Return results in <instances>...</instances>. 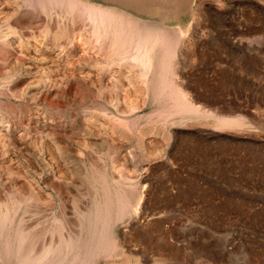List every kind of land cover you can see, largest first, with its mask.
<instances>
[{"label":"rangeland","instance_id":"374dc122","mask_svg":"<svg viewBox=\"0 0 264 264\" xmlns=\"http://www.w3.org/2000/svg\"><path fill=\"white\" fill-rule=\"evenodd\" d=\"M15 1H20L18 6L23 5L19 12L13 11V6L17 8V4L13 5ZM17 1L11 0V9L4 0L0 5L5 4V9L0 8L4 15L8 13H3L6 9L13 11H9V15L15 16L9 18L12 38L17 34L15 38L19 36L22 41L17 40L20 45L16 44L20 50L11 45L13 52L0 44L3 46L0 47V76L4 73L2 62L8 59L6 54L11 53L14 60L17 48L22 54H17L20 62L30 66L24 64L26 68L23 70V66L10 79L9 86L4 85L7 82L3 83L5 88L0 86V90L3 88L0 113L13 129H26L32 143L19 142L13 135H7L16 161L12 164L11 198L18 200L20 194V198L30 194L26 182L17 176L19 172L38 180L42 189L57 199L58 214L64 215L65 209L74 212L70 214V221L78 234L77 211L91 205L106 186L114 193L129 182L133 189L128 187V192L132 191V196H128L129 203L126 201L127 213L111 223L110 248L90 258L87 264H264V0H90L172 28L174 40L171 41H178L171 58L172 64L175 62L174 81L181 85L186 98L198 108L197 112L170 108L171 97L165 93L155 101L150 95L143 103L144 96L133 81L134 72L129 71V64L109 66L108 56H79L78 46L85 41L89 43L86 37L89 25L84 22L87 28L80 21L83 25L75 26L79 22L76 21L70 26L66 14L61 12L62 4V10L57 12L60 7L52 5L51 0L47 2L52 8L48 4L47 10L43 7L45 11L38 4L40 1ZM54 7L56 11L52 10ZM60 15L66 21L61 22ZM56 18L62 19L59 23L63 24L62 29ZM77 27L83 29L78 32L83 42L77 39ZM59 28L66 32L62 39L57 38L62 33L59 30L60 35L57 34ZM47 30L58 36L54 33L56 38H52ZM72 34L77 37L75 40ZM55 40H61L63 45ZM93 43L81 49L88 53L92 47V50L98 49L99 44L94 48ZM35 46H40L38 50L44 48L43 53H38ZM56 51L64 53L61 56ZM52 57L57 61L52 62ZM55 57L63 58L62 62L72 59L71 64L66 59L63 65ZM44 67L50 71L40 73ZM107 67L112 78L107 77L110 76ZM102 70L107 71L105 75ZM49 79L57 82L61 91ZM48 83L57 86L51 89ZM55 88L62 93L60 96L54 94ZM14 90L18 91L17 95ZM111 99L116 100L117 109L109 106ZM45 104L51 111L57 109L59 115L55 111L51 117L44 115ZM132 105H136L133 112ZM16 106L23 108L22 112L28 111L31 119L17 120L20 109ZM222 119L240 120L222 124ZM89 120L91 123L85 129L84 123ZM37 144L44 152L43 159L35 152ZM56 174L62 178L59 180ZM22 206H26L25 215L39 208L43 218L38 226L51 227L52 218L44 209L46 205L33 208L30 204L27 208L23 203ZM47 237L50 238V233L43 240L47 241Z\"/></svg>","mask_w":264,"mask_h":264},{"label":"bare ground","instance_id":"6f19581e","mask_svg":"<svg viewBox=\"0 0 264 264\" xmlns=\"http://www.w3.org/2000/svg\"><path fill=\"white\" fill-rule=\"evenodd\" d=\"M1 1H3V0H0V5H1ZM5 1H7V0H4V2ZM22 1H25V0H22ZM27 1H29V0H27ZM38 1H40V3H38ZM47 1H50V0H37V3L42 6L41 9L44 10V8H46V10H47L48 9V7H47L48 4H50L49 8H52L51 7V3L50 2L48 3ZM51 1H54L52 5H54V3H55L56 5H59V7L61 6V4L64 6V10L61 11V12L62 13L64 12L66 14V17L70 21L69 25H70V23H72V22L75 23L76 21L77 22L79 21L77 23V25L72 23L75 26L81 25V24H79L80 21H82L83 24H84V22L88 23V24L87 23L86 24L89 25V29H88L89 31L88 30L86 31L84 29V31H86V33L89 32V35L86 34V37H88L87 41L89 42V43H86V41H85V43L87 45L89 44V46H90L91 41L95 42V43L92 44L94 46V48H95V46H97L99 44L98 49H94L95 51L92 50L93 47L90 49L89 53H88L87 50H86L87 52L85 50H83L84 48L87 47V45H85L86 46L85 47L84 46L85 43L83 42V40H81V41L79 40V37H80L81 33L80 34L78 33L80 31V29L81 30H83V29H82V27L81 28L77 27V28H79V29H76V30H78L77 31L78 34L76 33V30H75V34L78 35V38L75 36V34H72L74 36L72 38H73V40H75L74 38H77L80 42H83L82 43L83 45H81L80 42H78V40L76 39V41L81 45V47L78 46L77 49L75 48L76 50H78L79 56H81V57L82 56L83 57H89V58L92 57L91 55H98L99 57H102L104 55V57H106V58L108 56L109 59H107V60H108L109 66L110 65L113 66L114 64H119V65H122V64L124 65L125 63L129 64V67L131 66L129 71H131V69H132L133 72H134L132 77H134L133 79H135V80H133V79L132 80L136 81V83H137L136 85L140 88L139 91H142V93L141 92H139V93H141V95L143 94V96H144L143 103L147 102L149 100V96L150 95H151V97L153 99L152 101H155V100H157V96L158 97H159V95L163 96L162 94L165 93V94H167V95H169L171 97L170 100H171L172 104H171L170 108L171 107L179 108V111L183 110V111H188V112L189 111L197 112L198 108L189 99L186 98V95H185L186 93L184 92V90L181 87V85H178L177 82L175 83V81H174V78H175L174 74L176 73V71L174 72L173 64L175 62L173 60L174 63L172 64L171 58L175 54L174 53L175 52V46H176V42H178V41L176 40L175 43H172V41H171V39L174 40V38H172V36H174L172 34V32H171V31H173L172 28L170 29V27H167L165 25H159L156 22L151 21V20L138 19L137 17L133 16L132 14L128 13L127 11H125L123 9H118L117 7H114V6L103 5V4H100V3L92 2L90 0H51ZM10 2H11V0H9V1L5 2V3L6 4L8 3L7 5H9ZM18 3H16V1H15L13 3V5L17 4L16 5L17 8H19V7L23 8V5L21 4L22 6H18ZM34 4L37 5L36 1H34ZM4 5L2 4V6L0 8H2V7L4 8ZM11 5L12 4H10V6H7V8L9 7V9H11L10 7L13 6V5L12 6ZM39 5H37V7L40 8ZM56 5H54V6L56 7ZM13 7H14V10L12 9L13 11H15V9H16L17 12L20 11V8L17 9L15 6H13ZM55 7H54V9H52L53 11H56L57 8L55 9ZM61 7L57 10V12L62 10ZM1 11H0V44L3 43L2 45L3 46L5 45L6 48H5V46L3 47L2 45H0V47H3L5 49H9V51H10L11 49L14 48V47L12 48V46L15 45V46H17L19 48V50L22 49L21 47H19V45H20L19 43L22 42V41H20L21 38L19 39V36H18V39H16L17 38V36H16L17 34L14 35V38L16 37L15 38L16 40L14 38H12L13 37L12 36L13 32L11 31V27L9 25V20H10L9 18H10V16L12 17L13 14L12 15H9V14L11 12L13 13V11L9 10L10 11V13H9V11H7V9L4 10L3 13L4 12H6V13L8 12L7 14L5 13L6 15L2 14ZM44 11H43V13L45 14ZM48 11L50 12L51 10H48ZM17 12H15V13H17ZM49 12L48 13L46 12V14H49ZM57 12H55V14ZM61 12H60V14H61ZM53 14H50L49 16H51ZM7 15H9V16H7ZM57 15H58V13H57ZM13 17H15V16H13ZM59 17L62 18L61 15ZM60 18L59 19L56 18L57 19L56 20L57 24H59L61 22H64V20H65V16H63V18H62L63 21H61V22H60V20H62V19H60ZM56 21H55V23H56ZM86 24H84V26ZM60 25L61 24H59L58 26L62 29L63 24L61 25L62 27ZM52 27H53V25H52ZM67 27H69V26H67ZM74 27L72 29H75ZM44 28H45V26H44ZM60 28L58 29V31L60 30L62 32L61 35H60V31L57 32V34L59 33L60 36L56 35V33L54 31H51V33H53V34H51L50 31H48L49 29L47 31L50 33L52 38H53V36L55 37V35H56V37L58 36L57 37L58 39H59V37L62 39L61 36H63L64 33H66L65 30H64V28H66V25L63 28L64 32ZM87 28H88V26H87ZM44 30H46V29H44ZM44 30H40V31L43 32ZM68 30H70V29L68 28ZM47 31H45V32H47ZM56 31H57V29H56ZM84 31H82V33L85 34ZM15 33H17V32L14 31V34ZM54 33H55V35H54ZM27 34H28V32H27ZM68 34H70V33H68V31H67V35ZM84 34H82V35H84ZM46 35L47 34H45V36ZM67 35H65V36H67ZM177 35L178 34L176 33L175 37H178ZM42 36L44 37L43 34H42ZM32 37L34 38V36H32ZM67 37H69V35ZM86 37H84V38H86ZM23 38H24V36H23ZM36 38H38V37H36ZM36 38L33 39V40H36ZM81 38H83V36H81ZM54 39H53V41H54ZM17 40H19L20 42L17 41ZM50 40H52V39H50ZM59 41L61 42V40H59ZM63 41H65V45H67L66 44L67 43L66 40L63 39ZM38 42H39V40H38ZM55 42L58 43L57 40H55ZM40 43H42V42L40 41ZM61 43L63 45V42H61ZM70 43H71V41L68 42V46H69ZM74 43H75V41H74ZM16 44H19V45H16ZM34 44H35V42H34ZM44 44H46V43L44 42ZM94 44H96V45H94ZM21 45L23 47V44H21ZM46 45H45V47H47L49 49L50 47H48V46H50V45H48V46H46ZM53 45H56V47L59 46V44L57 46V44H55V43H53ZM39 47L37 48L35 46L33 48H36L38 50ZM56 47H54V48H56ZM66 47L64 49H66ZM18 48H17L18 53L16 51L17 54L20 53ZM81 48H83V49H81ZM89 48H88V50H89ZM43 49L40 48V50H38V53H43V51H44ZM64 49H62V50H64ZM70 49H71V47H70ZM14 50L15 49H13V51ZM41 50H43V51L41 52ZM76 50L74 52H76ZM13 51L11 50V52H13ZM92 51H94V52H92ZM59 52L60 51H56V54L57 53L59 54ZM61 53H64V52L63 51L60 52L59 55H61ZM78 53H76V54H78ZM17 54L15 55V57H14V54H13V57L15 58L14 60L12 59L11 55H10V57H11L12 60H10L9 57H7L8 54H6L5 57L8 58L9 60L7 59V61L6 60L3 61V59H2V61L4 62V64L2 62V65H4V69L2 71H4V73L1 74V76H0V86H2V87H4L3 86L4 82L8 83V84H4L5 86L6 85L9 86L10 79L13 78V76L15 74H17V72L23 66H24L23 70L26 68L25 65L27 63H24L25 65L23 63H21L22 61L20 62L21 59L18 58ZM100 55H102V56H100ZM21 56H22V54H21ZM40 56L42 57V55H40ZM52 56H54V54ZM41 57H40V59L42 60V58L44 56L42 58ZM57 58L55 57V59H57ZM58 59H60V57ZM62 59H60V61ZM66 59L68 60V58H66ZM50 60L51 61L53 60L54 62L57 61V60H54L53 57L50 58ZM65 60H64V62H65ZM71 60H68L69 63H70ZM38 61L42 62L40 60H38ZM68 61H66L67 64H68ZM64 62L61 61V63H63V65H66V63H64ZM96 62H98V61H96ZM0 63H1V61H0ZM58 63H60L59 60H58ZM36 64H38V63H36ZM46 64H48V63L46 62ZM46 64L44 63V65H46ZM49 64H51L50 61H49ZM54 64L58 66V64H56V63H54ZM70 64H68V65H70ZM2 65H1V67L3 68ZM97 65H99V64H97ZM27 66L29 67L30 65L27 64ZM40 66L43 67V65H40ZM51 66H53V64ZM57 66H55V67H57ZM36 67L38 68L37 65H36ZM46 67H44V70H40L41 71L40 73H42V71L44 72V71L49 70V69L46 70L45 69ZM61 67H65V66L61 65ZM108 67H107V69H108ZM50 68L52 69L53 67H50ZM99 68H101V67H99ZM39 69H41V68H39ZM52 70H51V72H52ZM62 70H61V72H63ZM2 71H1V73H2ZM104 71L102 70L101 73L104 72ZM109 71H110V69H108V72ZM106 72L107 71H105L104 75L106 74ZM50 73L49 74L47 73V75L49 76ZM111 73L112 72L107 73V74H110V76L108 75L107 77L113 76ZM113 73H114V70H113ZM27 74H29V72ZM53 74L54 73H52V77L55 79ZM102 75H101V77H102ZM52 77L50 76V78L53 80ZM125 78H127V77H125ZM47 79H48V77H47ZM49 80H48V82H49ZM52 80H50L52 84L53 83L57 84V82L52 81ZM115 82L118 83L117 80ZM47 85L50 86L49 83ZM51 86H52V88L56 87V86H53V85H51ZM51 86L49 88H51ZM59 86L60 85H58L56 88H58ZM86 87H89V85L86 86ZM56 88H55V90H56ZM46 89H47V87H46ZM1 90H0V92H1ZM14 91L16 92L17 90H14ZM57 91L58 90H56L55 91L56 93H54V94H56V96H60L62 93H58V92L61 91V90L59 89V91L58 92ZM15 92H14V94H15ZM17 92H16V95H17ZM20 93L21 92H19V96L22 95ZM8 94L9 95H13V94H10V93H8ZM19 96H18V98H19ZM53 97H55V96L53 95ZM18 98H16V99H18ZM50 98H52V97H50ZM31 99H30V101H32ZM105 102H107V100H105ZM48 103H49V101H48ZM141 103L142 102H140V104ZM47 104H45V105H47ZM48 105L44 106L42 108L43 112H45L44 115L47 114V115H49L51 117L52 115H54V114H52V112L54 113V111L56 112V116L59 115V114H57V112H58V111H56L57 109L54 110V111L53 110L51 111ZM20 106H22V105H20ZM98 106H97V108H98ZM109 106H111L114 109H117L116 108L117 107L116 106V100H112L111 103H109ZM135 107H136V105L135 106L132 105L131 112H133ZM167 108H169V107H167ZM19 109H20V107L18 108V110ZM102 109L103 108L100 107V110H102ZM107 109H108V107L105 106V111H104L105 115H107V113H108ZM22 110H23V108L19 110V114H18V117L16 119L17 120H20V119L23 120L24 118L27 117L28 120H30L31 119L30 113L28 111L26 112V110L24 112H22ZM176 110L178 111V109H176ZM109 114L110 113H108V115ZM105 115H103V116L105 117ZM111 115H113V114H111ZM111 115H110V118L112 117ZM50 117H49V119H50ZM135 118L137 119L138 117H135ZM33 119H34V116H33ZM131 119H132V117H131ZM239 120L240 119H238V120L222 119V120H220V122L222 124L223 123L227 124V123H231L232 121H233V123H235V122H237ZM90 123H91L90 120H89V123H84L85 129L88 127V124H90ZM124 123H126V122H124ZM130 126H131V124H130ZM104 127H105V125H104ZM15 129H13L11 127V125H9L8 119L4 115H2L0 113V264H87L90 261L89 260L90 258L95 256L99 252H104V249L110 248V244H111L110 242L111 241H110V239L108 237L109 236L108 233H109V229H110L111 223L113 222L114 219H117L118 217L120 218V216H122V215L127 213V207H126L127 202L126 201H128V203H129L130 199H129L128 196H130V198L132 196V195H130V194H132V191L128 192V190H129L128 187H130V186L132 187V185L129 184V182H127L128 186H124V185L122 186L121 185L120 187H118V189H117L118 191L114 192V193L110 192V190L108 189V186H106V188L103 189L102 194L99 195L97 198L95 197L96 199L93 200L91 205L88 204V206L84 207V209H82L80 211L78 210L77 211L78 219L77 218L76 219L79 221L78 224L80 226V228H79L80 231H79L78 234H75V232H74L75 229L73 228L74 227L73 225H75V224L72 225V222L70 221V214L71 213L73 214L74 212H72L70 210L67 211L65 209L64 210V215L58 214V212L56 211V208H55V206L57 204V202H56L57 199H55L54 196L51 193L43 190L41 185L39 184L38 180L33 179V178L32 179L27 178V175L25 176L22 172H19L17 174V176L21 177L26 182V186L28 187L30 194L27 195V196L24 195V197H22V198H20V196H22L20 194V196L17 197V198H19L18 200H13V198H11L12 197L11 196L12 195L11 185H12V181H13L12 178H11L12 164L14 162L16 163V161L14 160V155H13L14 152L12 151V148L10 147V142H9L10 138H8L7 135H13L19 142H24V141L27 142L28 141L30 143V145L32 143L31 139L28 140V138H29V134L28 133L29 132L27 133L26 129L21 128V127L16 129V130ZM32 138H36V137H32ZM38 144L36 145V149L35 148L34 149H35V152L37 151L38 157L43 159L44 152L40 148V146H38ZM33 146H34V144H33ZM51 156H52V154H51ZM53 156H54V154H53ZM54 158H57V157H54ZM54 163H56V161ZM15 166H17V165H15ZM15 168H16V170L19 169L17 167H15ZM25 171H27V170L25 169ZM59 172L60 171H58V174H59ZM52 174H53V176H55V170H52ZM56 176L58 177L57 174H56ZM60 176H62V175H60ZM98 176L99 175H97V177ZM61 178L62 177H60V179ZM58 179H59V177H58ZM95 180L96 179H94V181ZM122 180H126L127 181V179L124 178V177H123ZM101 182H103V181H101ZM115 182H113V184H116ZM120 182L125 184L123 181H120ZM96 186H97L96 189H97V191L99 193L98 185H96ZM123 187H124V189H122ZM131 187H130V189H133ZM101 188H103V187L101 186ZM15 190H17V189H15ZM56 198H57V196H56ZM23 203H25V205H28L27 208L29 207L30 204H32L34 206L33 208H36L37 206L46 205L44 209L48 210V212L50 213V216L52 218L51 219L52 223H50V225L52 224L51 227L45 229V228H42V227L38 226L39 222L43 218V215H41L39 213V210H40L39 208H36L37 211L34 210L35 212H31L30 214L28 213L27 215H25L26 214L25 213L26 212V210H25L26 206H24L25 208H23V206H22ZM44 209H42V210H44ZM75 216H76V213H75ZM63 230H64L65 235H63L64 233L62 234ZM43 231H44V233H43ZM47 233H50V238H48L49 237L48 236L47 238L49 240L47 239V241H46V240H43V239L45 238V234H47ZM43 234H44V236H43ZM41 236H43V239H42ZM40 239H41L42 242L40 241ZM39 241L41 242L40 243L41 245L39 246V248H37Z\"/></svg>","mask_w":264,"mask_h":264}]
</instances>
